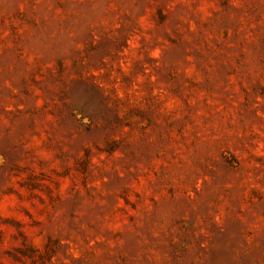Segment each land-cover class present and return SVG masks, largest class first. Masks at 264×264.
Segmentation results:
<instances>
[{
  "label": "rangeland",
  "instance_id": "rangeland-1",
  "mask_svg": "<svg viewBox=\"0 0 264 264\" xmlns=\"http://www.w3.org/2000/svg\"><path fill=\"white\" fill-rule=\"evenodd\" d=\"M0 264H264V0H0Z\"/></svg>",
  "mask_w": 264,
  "mask_h": 264
}]
</instances>
